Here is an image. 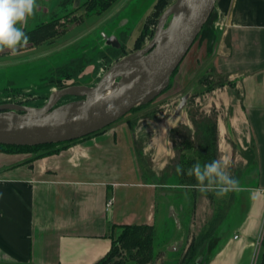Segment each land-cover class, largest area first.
Segmentation results:
<instances>
[{
	"label": "crops",
	"instance_id": "1",
	"mask_svg": "<svg viewBox=\"0 0 264 264\" xmlns=\"http://www.w3.org/2000/svg\"><path fill=\"white\" fill-rule=\"evenodd\" d=\"M36 3L24 26V31H33L28 34L32 38L42 30H72L69 23L87 9L89 0ZM216 9L224 19V34L215 67L227 82L208 92L210 105L219 113L221 146L227 144L231 129L254 160L248 163L243 157L247 165L239 190L233 192L231 209L208 243L206 264H253L264 229V0H218ZM79 40L63 43L60 50ZM37 46L44 47L41 42L27 44L17 54L37 58L41 56ZM190 97L188 93L181 98L174 114L143 148L156 174L174 157L170 132ZM131 122L119 121L100 133L57 146L56 152L30 163L25 153L0 152V264H96L124 226L157 227L173 220L171 207L165 212L164 206L178 198L147 180L136 145L138 128L133 130ZM110 200L113 205L108 207ZM183 205L175 208L181 224ZM263 247L264 240L259 256Z\"/></svg>",
	"mask_w": 264,
	"mask_h": 264
},
{
	"label": "rangeland",
	"instance_id": "2",
	"mask_svg": "<svg viewBox=\"0 0 264 264\" xmlns=\"http://www.w3.org/2000/svg\"><path fill=\"white\" fill-rule=\"evenodd\" d=\"M176 2L177 0H89L87 9L74 15L72 22L69 23L70 27H73L72 30L68 31L65 30V27H61L58 30L36 31L40 34L38 33L39 36L36 34L35 38L30 36L28 45L39 44V42L44 45L41 48L37 46V51L41 56L37 58L29 57L28 60L23 55L18 54L12 55L10 53L7 56V50L0 52V107H14L22 113L25 109L43 107L50 95L60 90L63 86L68 87L74 84L89 87L96 86L111 68L112 61L110 59H102L100 70L98 69L96 74L93 73L94 66H89L84 73L77 75L76 80L59 77L56 73L52 74L54 73L53 69L78 56V54L84 53L87 57L92 58L99 57L98 52L108 46L107 39L111 36L117 37L124 48V51L121 50L123 57L120 60L147 47L155 36L160 18ZM223 24V17L215 9L208 26L212 31L218 32V40L214 45L213 52L210 53L208 51L209 37L203 36L193 45L181 63L177 73L171 79L168 89L147 107L130 112L120 120L130 119V121L135 122L134 127L138 128L136 131L137 142L143 148L152 138L153 134L162 128L161 124L168 121L174 114L181 98L185 94L189 93L191 95L187 108L170 132L172 134V131L176 130L173 137H176L177 147H181L182 139L185 137L184 135H187L186 128L189 127L194 131L189 114L190 111H197L199 115L209 117L214 116L216 113L217 118H219V113L213 108L215 106L210 105L213 99L212 95H209L208 92L210 89L217 88L227 82V78L219 73L215 67L217 45L224 34ZM25 32L31 34L33 31L26 30ZM82 36L84 37L83 40H79ZM77 40L80 42L66 50H60L63 43L75 42ZM49 41H54L56 44L51 47L47 46L46 44ZM92 47H96L97 52L92 51ZM57 49L58 52L53 55L47 53ZM61 102L60 105L67 103L65 101ZM221 143L219 137V158L226 156L230 159L231 167L228 171L231 176L236 169L243 172L247 165L243 155L244 153L250 154L248 151L249 147L247 145L242 146L238 135L233 130L228 131L227 144L225 143L221 146ZM56 148L57 146L51 149H44L42 152L37 149H29L25 152L13 151L10 153H25L29 155L27 162L30 163L42 154L49 153ZM1 149L0 152H6V150ZM191 155L192 152H188V157H191ZM178 156L179 154L174 148V157L170 164H174ZM146 157L147 159H152L150 155H146ZM161 175L162 173L156 174L155 178L147 175V180L151 178L155 183H158ZM156 179L158 180L157 182ZM159 188L169 193L172 198H178V200L170 199L169 205H163L165 212L168 211L169 207H174L178 211L181 204H184L182 227L185 243L179 251L180 256H178L179 262L183 264L191 254L195 240L212 219L216 205L222 200L225 202V205L228 204L233 192H230L226 196L218 197L214 192L202 193L187 185L161 186ZM196 202L201 204L200 207L197 206ZM197 209L200 210L197 212ZM211 212H213L212 215ZM162 224L160 223L158 224L159 226L155 227L158 236L155 247L146 250L132 246L134 244L131 238L134 235L133 232L123 242L117 244L118 254L115 258L116 261H120L121 264H164L168 259L167 253L159 254L157 251L159 249L165 251L167 245L176 240L180 233L177 231L173 220L168 221L165 225ZM124 230L122 228L121 234L113 240L112 247L114 242L118 241L123 235ZM262 250L264 252V247ZM131 253L133 254L132 256ZM200 255L198 254L193 259V264H205L204 256ZM260 257H262L261 254L258 257L257 264L260 261Z\"/></svg>",
	"mask_w": 264,
	"mask_h": 264
},
{
	"label": "water",
	"instance_id": "3",
	"mask_svg": "<svg viewBox=\"0 0 264 264\" xmlns=\"http://www.w3.org/2000/svg\"><path fill=\"white\" fill-rule=\"evenodd\" d=\"M218 0H177L159 20L153 40L111 66L94 87L73 85L52 93L41 108L19 112L0 107V145L36 147L80 140L127 116L135 108L155 101L171 84ZM107 45L120 48L111 36ZM65 97L77 100L61 104ZM187 97L181 108L186 105ZM180 235L165 251L179 252L185 243L180 214L170 209Z\"/></svg>",
	"mask_w": 264,
	"mask_h": 264
},
{
	"label": "trees",
	"instance_id": "4",
	"mask_svg": "<svg viewBox=\"0 0 264 264\" xmlns=\"http://www.w3.org/2000/svg\"><path fill=\"white\" fill-rule=\"evenodd\" d=\"M214 13L210 17V19L207 21L205 26L203 27L200 35L198 36L197 41H199L203 36H208V51L210 53L213 52V48L215 43L218 40V32L212 31L209 29V24L212 20ZM194 43V44H195ZM193 47V46H192ZM92 51H96V47H92ZM121 50L124 51V48H115L112 46H106L104 50L99 51L98 55L99 57H87L86 54H81L76 57L71 58L69 61H66L65 63L57 66L55 69H53L54 73L57 74L59 77L67 78V79H77V75L79 73H84L86 69L89 66H94V74L98 72V69L100 70V64L102 62V59H110L112 62L111 65L115 64L117 61L120 60V58L123 57L121 55ZM97 52V51H96ZM115 61V62H114ZM178 69L174 73V75L177 73ZM173 75V76H174ZM173 78V77H172ZM53 82V81H52ZM55 83V82H53ZM76 85V84H74ZM223 85V84H221ZM69 87V86H68ZM67 88L63 86L61 89ZM211 90V89H210ZM209 90V91H210ZM165 92V91H164ZM67 99H69L67 101ZM77 100V98L74 97H65V102H71ZM62 101V102H63ZM61 102V103H62ZM65 104V103H64ZM151 104V103H150ZM149 105V104H148ZM148 105H142L137 108H135L132 112H134L137 109L147 107ZM191 121L194 126V131L191 128H186L187 135H184L181 143V147H177V141L176 137H173V134L176 133V130L172 131L171 139L174 143V148L176 152L179 154L177 160L174 162V164H170L163 172L159 179V182L156 183L161 186H180V185H187L191 188L192 185L196 184V180L193 177H189L186 175L187 169L190 168L193 164L199 162L201 165H204L206 163L211 162L212 160L219 158V131H218V118L217 114L215 113L214 116L209 117L205 115H199L197 111H190ZM197 116H199L197 118ZM131 126L134 129L135 122L131 123ZM105 130V129H104ZM231 130V129H230ZM102 132V131H100ZM98 132V133H100ZM97 134V133H96ZM94 135V134H93ZM89 137V136H88ZM84 139V138H83ZM81 140V139H80ZM78 141V140H76ZM75 142V141H72ZM72 142L67 143H61V144H50V145H43V146H36V147H19V146H5L0 145V148L3 150H6V152H25L29 149H37L40 152L44 149H51L55 146L60 145H66ZM137 150L139 154V159L141 161V164L143 166V169L150 177H156V174L152 170V161L150 159H147L146 155L143 152L142 145L137 142ZM1 149V150H2ZM57 151V150H56ZM55 149L50 151L49 153L42 154L41 156L51 154L53 152H56ZM188 152H192L191 157H188ZM250 153V152H249ZM243 157L248 161V163H252L254 160V157L248 153H244ZM177 166H180L183 169L184 174H180L177 172ZM243 176V172L236 169L233 171L232 177L236 178L238 181L241 180ZM158 180L156 179V182ZM195 189V188H194ZM232 199V197H231ZM229 201L228 204L225 205V202L222 200L220 203L216 205L214 215L212 219L207 223L202 233L199 235V237L195 240L193 244V248L191 249V254L187 257L186 261L183 264H193L192 261L195 259L198 254H201L205 258V264L207 260V246L216 232V230L221 226V224L224 222L229 210L232 206V201ZM124 233L119 238L118 241H115L113 244V247L111 251L108 253L106 257H104L98 264H121L120 261H116V256L118 254V248L117 244L119 242H123L124 239L131 236L134 232V235L131 237L134 244L132 246L138 248V249H146L149 250L151 247H155L156 241H158V236L155 231V227L152 226H124L123 227ZM160 241V240H159ZM159 244V242H158ZM263 251V250H262ZM261 251V252H262ZM159 254L167 253L168 259L164 264H181L179 262L178 256H180L179 252L172 253V252H165L161 251L160 249L157 251ZM133 254L131 253V256ZM200 255V256H201ZM262 257H260V261L258 264H264V252L261 253ZM197 260V259H196ZM197 264V263H196Z\"/></svg>",
	"mask_w": 264,
	"mask_h": 264
},
{
	"label": "clouds",
	"instance_id": "5",
	"mask_svg": "<svg viewBox=\"0 0 264 264\" xmlns=\"http://www.w3.org/2000/svg\"><path fill=\"white\" fill-rule=\"evenodd\" d=\"M37 7L36 0H0V52L8 50L16 55L20 48L28 44L30 37L24 26ZM230 167V159L222 156L204 165L199 162L193 164L186 175L196 180V184L192 185L196 190L202 193L211 191L223 197L240 187L239 181L228 171ZM177 172L184 174L180 166H177Z\"/></svg>",
	"mask_w": 264,
	"mask_h": 264
},
{
	"label": "built area",
	"instance_id": "6",
	"mask_svg": "<svg viewBox=\"0 0 264 264\" xmlns=\"http://www.w3.org/2000/svg\"><path fill=\"white\" fill-rule=\"evenodd\" d=\"M113 205V201H109L108 202V204H107V206L108 207H111ZM262 237H261V239H260V241H259V249H260V246H261V244H262V242H263V240H264V229H263V232H262V235H261ZM237 238V237H236ZM259 249H258V251H257V255H256V257H255V259L253 260V264H257V260H258V257H259Z\"/></svg>",
	"mask_w": 264,
	"mask_h": 264
}]
</instances>
